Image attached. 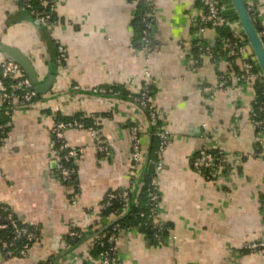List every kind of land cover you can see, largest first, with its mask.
I'll return each instance as SVG.
<instances>
[{
    "label": "crops",
    "instance_id": "obj_1",
    "mask_svg": "<svg viewBox=\"0 0 264 264\" xmlns=\"http://www.w3.org/2000/svg\"><path fill=\"white\" fill-rule=\"evenodd\" d=\"M245 1L264 30V0ZM56 2L58 22L47 29L22 0H0V70L11 46L31 58L40 82L54 74L50 89L32 103L16 101L10 115L0 100V121H11L0 144V204L38 230L27 256L1 251L0 264H102L94 244L97 228L116 216L104 214L100 205L110 192L127 187L139 192L145 162L156 156L148 111L129 97L147 82L150 101L172 134L158 176V218L165 232L151 238L138 227L123 228L115 243L120 260L264 264L263 251L242 248L246 240L264 236V133L251 115L257 86L237 79L255 56L251 46L246 57L230 58L223 32L231 29L208 24L201 31L198 21L206 9L200 0H154L149 44L141 42L142 0ZM226 4L236 11L232 0ZM198 41L213 50L200 53L193 47ZM56 42L67 49L65 61L59 59ZM223 74L233 78L221 91ZM101 88L115 92L95 91ZM93 115L109 149L98 147L90 131H65L69 143L85 148L74 161L71 189L59 174L52 128L57 120L91 125ZM135 125L141 130L143 161L133 175ZM204 147L222 148L229 157L227 166L216 165L211 177L192 163ZM256 148L259 156L232 160ZM75 230L81 236L71 238Z\"/></svg>",
    "mask_w": 264,
    "mask_h": 264
},
{
    "label": "built area",
    "instance_id": "obj_2",
    "mask_svg": "<svg viewBox=\"0 0 264 264\" xmlns=\"http://www.w3.org/2000/svg\"><path fill=\"white\" fill-rule=\"evenodd\" d=\"M148 5V9L142 16V22L144 25L143 35L141 42L143 44L150 43V28L153 25L154 16V0H142ZM202 5L206 9V17L204 20H199L198 24L203 31L206 25H214L221 27H229L231 29V36L227 37L228 56L232 59L239 57H246L249 51L250 43L247 38L246 32L242 26V23L237 15L236 11H231L226 2L229 0H200ZM23 7L32 16H34L39 23L51 29L58 22L56 18L57 2L56 0H22ZM252 12V9L249 7ZM253 15V13H252ZM260 35L264 41V30H260ZM59 54V59L65 61L67 58V49L59 42L55 43ZM200 53H210L213 49L211 45L198 41L193 46ZM233 78V77H232ZM230 75L223 74L218 88L224 91L230 81H232ZM238 80L243 81L246 84H255L260 88V93L257 94L256 99L251 107L252 121L254 125L264 133V74L259 67L256 57L252 58L246 63V66L237 77ZM75 89H79L78 86ZM151 84L145 83L138 91H132L129 93V97L139 103L144 109L148 111V116L153 125H156L155 135L157 136L159 143L155 151L157 159L155 160V172L151 176V181L148 185L149 200L147 211H140L138 215L140 217H146V219L153 224L155 229V236L160 238L165 231V225L159 222L160 213V200L161 195L158 186V176L164 168V162L162 156L164 155L167 146L172 139L171 131L167 124L162 122L158 125L159 121L163 120L160 112L154 107L150 101L151 97ZM207 90H210L207 87ZM100 93H114L113 88H101L95 89ZM38 92L35 89L32 81L25 73L22 66L14 60H6L1 65L0 70V100L8 105L9 115L15 110V103L18 100L32 103L37 97ZM11 125V121L0 123V144L4 141V135L6 129ZM70 128H79L90 131L95 137L96 145L102 149L108 150L109 147L106 141L103 139L97 129V117L93 115V123L87 124L83 120L72 119L68 121L57 120L52 133L54 135L53 150L58 154L59 164L58 170L61 178L67 184L68 188L74 187L76 180V168L74 161L84 152L85 148L82 146L69 143L65 138V131ZM131 145H132V159H133V175L135 170L141 166L143 161V151L141 148L142 138L140 127L135 125L131 128ZM261 143L263 141L261 140ZM260 151L256 148L253 151L245 154H237L233 156L232 160L239 162L244 158H250L259 156ZM229 157L222 148H209L204 147L193 156V167L202 175L211 177L215 170V166H225ZM227 166V165H226ZM131 188H122L118 191L110 192L106 200L101 203L100 209L102 211L110 207L114 200L121 202L122 210L125 212L128 201L130 198ZM76 194H73V197ZM119 211V210H117ZM0 213L4 216L0 220V252L4 251L8 254H17L20 256H27L33 243L38 238V230L36 228L29 227L22 224L11 209L5 205L0 204ZM148 222L140 221L136 226L142 227ZM11 229L12 234L8 238H5L3 231ZM122 230L119 225L114 224L112 231L107 236H98L95 240V245L101 246L104 249L100 252L102 264H123L119 256L116 253L115 243L118 239L119 232ZM79 231H72L70 233L71 238L80 237ZM242 248L249 252H264V236L256 239H248L242 244ZM51 264V263H42Z\"/></svg>",
    "mask_w": 264,
    "mask_h": 264
},
{
    "label": "trees",
    "instance_id": "obj_3",
    "mask_svg": "<svg viewBox=\"0 0 264 264\" xmlns=\"http://www.w3.org/2000/svg\"><path fill=\"white\" fill-rule=\"evenodd\" d=\"M148 9V5L146 3H143V12L141 13L140 16V26H141V33H142V29H144V25L142 22V16L144 14V12ZM34 17V16H33ZM225 29V28H224ZM259 31L262 30L259 26H258ZM223 34H225V37H229L231 36V32L229 31V29H225ZM257 93H260V88L257 87ZM6 104V103H5ZM7 105V104H6ZM72 120V119H71ZM64 121H68V120H64ZM6 121L1 120L0 123H4ZM162 121H159L158 125L161 124ZM156 125H154L153 128V132H155L156 129ZM155 134V133H154ZM154 142L155 145L153 147V149L157 146L159 140L157 138L156 135H154ZM157 159V156H150L149 159L145 162V168H146V172L143 173L142 172V182L143 185L140 188L139 192L135 193L133 191V189H131V193H130V198L128 201V205L126 208L125 212H121L120 210H122V204L120 201L118 200H114L113 204L108 207L106 210L103 211L104 214H114V216H116V218L112 221V223H110L108 226H103L102 228H97V231L99 232L100 235L102 236H107L111 231L112 228L114 226V224L119 225V227H121L122 229L128 226H136L140 221L142 222H148L147 224L143 225L142 227H140L141 231H144L147 236H150L151 238H154L155 235V229L153 228V224L150 223L146 217H140L138 215V213L140 211H147L148 209V200H149V190H148V185L151 181V176L153 175V173L155 172V160ZM119 210V211H117ZM165 232V231H164ZM12 231L11 229H7L6 231H3V235L5 236V238H8L9 236H11ZM95 251H97L98 253L101 252L104 248L98 245H95Z\"/></svg>",
    "mask_w": 264,
    "mask_h": 264
},
{
    "label": "water",
    "instance_id": "obj_4",
    "mask_svg": "<svg viewBox=\"0 0 264 264\" xmlns=\"http://www.w3.org/2000/svg\"><path fill=\"white\" fill-rule=\"evenodd\" d=\"M232 2L246 32L259 67L264 74V41L260 35V31L253 18L252 12L245 0H232ZM6 50L9 54V58L18 62L22 66L38 93H44L52 87L54 74L49 76L48 79L42 83L39 81L35 65L25 52L11 46H7Z\"/></svg>",
    "mask_w": 264,
    "mask_h": 264
}]
</instances>
